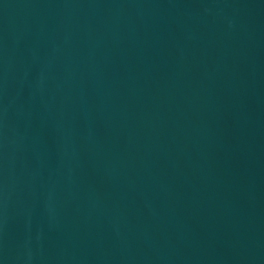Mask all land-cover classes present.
Returning <instances> with one entry per match:
<instances>
[{
    "label": "water",
    "instance_id": "1",
    "mask_svg": "<svg viewBox=\"0 0 264 264\" xmlns=\"http://www.w3.org/2000/svg\"><path fill=\"white\" fill-rule=\"evenodd\" d=\"M0 264H264V0H0Z\"/></svg>",
    "mask_w": 264,
    "mask_h": 264
}]
</instances>
